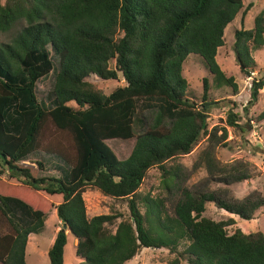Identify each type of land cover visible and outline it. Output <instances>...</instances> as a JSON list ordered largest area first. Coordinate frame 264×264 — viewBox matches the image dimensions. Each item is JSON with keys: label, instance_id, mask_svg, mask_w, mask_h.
Instances as JSON below:
<instances>
[{"label": "trees", "instance_id": "obj_1", "mask_svg": "<svg viewBox=\"0 0 264 264\" xmlns=\"http://www.w3.org/2000/svg\"><path fill=\"white\" fill-rule=\"evenodd\" d=\"M242 9L243 0H0V264H26L28 237L42 232L52 210L61 227L47 252L49 264H63L66 230L76 241L77 264H124L141 249L175 253L169 264H264L261 232L229 234L234 219L216 222L203 216L206 204L213 203L249 221L264 208V197L228 202L214 192L193 193L178 185L179 168L168 165L208 136L207 114L214 106L235 107L229 99L212 101L209 91L228 87L237 93L216 56L225 29ZM233 38L241 72L250 77L256 70L251 53L264 47V9L251 29H237ZM189 55L197 56L210 75L202 79L199 104L187 97L182 76ZM52 73L48 108L37 100L36 84ZM90 76L121 77L123 84L104 95L87 81ZM263 87L264 76L252 79L250 104ZM139 102L153 108V115L147 129L135 135ZM237 118L230 108L226 126L244 133ZM251 121L264 122V110ZM48 128L69 141L73 154L45 143ZM222 132L225 140L227 131ZM134 137L122 161L106 143ZM37 152L68 167L60 179L34 178L19 165ZM199 162L223 182L250 178L246 166L218 162L212 147ZM150 169L160 172L165 191L179 192L171 213L163 199L139 193ZM90 189L126 200L129 219L117 223L118 214L89 218L82 194Z\"/></svg>", "mask_w": 264, "mask_h": 264}, {"label": "rangeland", "instance_id": "obj_2", "mask_svg": "<svg viewBox=\"0 0 264 264\" xmlns=\"http://www.w3.org/2000/svg\"><path fill=\"white\" fill-rule=\"evenodd\" d=\"M5 0H2V3ZM248 9L243 22L241 23V13ZM264 9V0H243V9L239 12L234 21L227 26L224 32V46L218 49L216 61L221 71L227 77H232L237 85V93L233 94L228 87L216 89L211 87L209 98L214 102L225 101L229 99L235 103L231 105L220 104L214 106L207 114L208 136L202 137L192 152L184 157L170 161V167H178L180 174L177 180L181 188H187L193 193H202L205 191L214 192L221 199L234 202L241 201L251 195L264 197V122L255 123L252 118L258 116L264 110V87L259 91L257 101L254 105L250 104V88L252 79L264 76V47L253 51L251 56L256 63V70L250 74V77L241 72L239 62L233 52L235 30L244 28L251 29L255 16ZM7 40V39H5ZM54 64V71L57 69V57L51 55ZM182 76L188 84L187 97L200 103L202 95V79L210 77L208 71L204 68L201 60L194 55H189L184 61L182 67ZM54 80V73L48 75L36 84V96L40 103L51 108V92ZM87 81L96 86L104 95H109L115 88L123 84L120 77L117 81H101L94 76H90ZM156 106L155 103H148ZM137 117L141 124L135 126V135L144 132L152 118L153 111L151 107H145L141 104ZM238 116L237 123L244 125L245 132H234V129L226 126V113L229 109ZM227 131L226 139L223 138L222 129ZM133 140L127 143L119 140L107 141L108 147L113 151L118 160H125L131 153ZM45 143L60 144L68 148L73 154V149L69 146V141L48 128ZM228 143V147L223 144ZM214 149V155L218 162L238 163L246 166L249 179L240 183L223 182L221 177L212 178L205 167L198 163L200 154L209 148ZM40 163L42 167L37 164ZM21 167L28 168L34 178H56L60 179L63 171L68 167L61 159L37 152L29 155L19 163ZM7 179V177H1ZM160 172L157 169H150L139 189L141 196H147L152 199H163L164 205L169 213L179 197L178 190L167 192L161 187ZM86 215L89 218L99 215L118 214L122 220L129 219V209L126 200H114L104 196L100 192L90 189L82 194ZM21 210V209H20ZM52 210L46 217V225L41 233L30 235L28 237V246L26 247V264H49L47 252L51 245L53 236L60 230L61 224L55 221ZM22 215H25L22 213ZM205 218L213 221H226L229 218L235 220V225L228 228L229 234L235 229H240L243 233L261 232L264 235V208L258 210L253 219L246 221L238 216L231 215L224 210H220L213 203L206 204ZM25 222L30 223L31 217L25 215ZM66 246L64 248L63 264H77L78 257L75 255L76 241L74 237L66 230ZM182 247L178 248V252ZM175 253H170L165 249H141L140 252L130 261L124 264H169L175 259ZM180 264H187L181 262Z\"/></svg>", "mask_w": 264, "mask_h": 264}, {"label": "crops", "instance_id": "obj_3", "mask_svg": "<svg viewBox=\"0 0 264 264\" xmlns=\"http://www.w3.org/2000/svg\"><path fill=\"white\" fill-rule=\"evenodd\" d=\"M53 214H54V216H55V217H54V218H55V221H56V222H59L58 219H57V217H56V212H55V210L53 211ZM59 223H60V222H59ZM45 225H46V222H45ZM54 238H55V236H53V238H52V240H51V245L49 246V249H50V247H51L52 244H53ZM27 246H28V242H27V244H26V247H27ZM49 249H48V250H49ZM25 257H26V249H25Z\"/></svg>", "mask_w": 264, "mask_h": 264}, {"label": "clouds", "instance_id": "obj_4", "mask_svg": "<svg viewBox=\"0 0 264 264\" xmlns=\"http://www.w3.org/2000/svg\"><path fill=\"white\" fill-rule=\"evenodd\" d=\"M69 232V231H68Z\"/></svg>", "mask_w": 264, "mask_h": 264}]
</instances>
